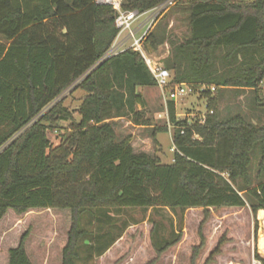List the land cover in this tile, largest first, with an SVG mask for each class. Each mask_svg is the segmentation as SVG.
Listing matches in <instances>:
<instances>
[{"label":"trees","instance_id":"trees-1","mask_svg":"<svg viewBox=\"0 0 264 264\" xmlns=\"http://www.w3.org/2000/svg\"><path fill=\"white\" fill-rule=\"evenodd\" d=\"M163 1L121 0V8L141 13ZM183 2L169 9L184 11L186 33L176 36L157 22L143 48L167 43L163 64L172 82L206 97L213 111L179 119L168 101L175 150L163 163L136 152L130 135L116 137L114 119L151 124L137 88L156 86L139 51L108 54L118 33L116 11L95 0H0V220L8 210L68 209L61 264H78L81 242L92 234L82 226L86 214L101 222L124 208L207 212L248 204L264 216V179L250 180L255 152L258 175L264 172V123L241 114L219 119L210 89L256 90L264 82V0ZM69 89L84 92L74 110L61 98ZM26 238L27 231L8 249L7 264H32ZM178 241L179 235L156 244L157 254ZM112 243L88 248L100 255ZM255 258L264 264V255Z\"/></svg>","mask_w":264,"mask_h":264},{"label":"rangeland","instance_id":"rangeland-1","mask_svg":"<svg viewBox=\"0 0 264 264\" xmlns=\"http://www.w3.org/2000/svg\"><path fill=\"white\" fill-rule=\"evenodd\" d=\"M183 1L186 0H179ZM183 12L171 8L157 22L167 23L170 28L169 23L175 21L170 31L176 36L184 35L186 22ZM146 16L138 17L132 28L142 23ZM145 30L146 25L136 32L135 37ZM122 40L126 41L125 45L133 41L132 38L128 40L127 36ZM0 42H4L2 37ZM168 50L169 46L165 43L155 51L144 52L164 66L163 59ZM137 91L144 99L145 116L151 124L143 127L127 117L114 119L116 137L121 139L130 135L131 141H135L136 151L144 150L159 157L161 162L169 163L174 153L171 150L172 126L167 127L166 132L155 131L152 135L153 129L167 126L169 118L164 111L168 101L157 86L139 87ZM212 92L219 119L241 114L255 124L264 123V82L256 90L221 88ZM70 93L67 90L61 98L65 106L74 110L79 105L76 97L84 93L80 89L75 94ZM207 100L191 89L174 102L176 117L191 119L196 115L203 117L207 112L212 113L213 110L207 109ZM73 116L80 118L76 112H73ZM59 124L67 127L66 122ZM56 133L59 132L52 135L54 145L59 141ZM258 161L259 155L255 152L250 166V180L254 184L264 179V172L258 175ZM241 186L242 183H239L236 187ZM107 215L112 220L105 217L100 222L96 216L84 215L82 226L92 234L81 242L78 264H147L153 259L151 264H259L255 253L264 255L258 247V237L264 230V216L260 210L254 214L248 204L243 207L209 208L207 212L201 207L176 211L135 207L110 210ZM70 216L68 209H34L21 215L8 210L0 220V264H7L8 249L15 247L26 231L25 248L32 264H61V251L71 224ZM177 235L179 241L158 255L155 245ZM110 239L113 243L102 254L90 253V245Z\"/></svg>","mask_w":264,"mask_h":264},{"label":"built area","instance_id":"built-area-1","mask_svg":"<svg viewBox=\"0 0 264 264\" xmlns=\"http://www.w3.org/2000/svg\"><path fill=\"white\" fill-rule=\"evenodd\" d=\"M97 4H107L110 5L116 11L115 17V27L118 29V33L115 39L121 37H128L133 39L130 42L129 46L126 48H132L135 51H139L151 72L152 77L156 82V86L161 90L166 101L175 102L179 97L188 94L191 91V87L186 83H173L172 72L165 68L161 63L149 57L143 49V43L146 40L148 35V30L151 29L158 19L171 7L175 4L176 0H164L155 7L139 13L137 10L125 11L121 8V0H95ZM147 15L144 21L139 24L137 27L132 28L133 22L140 16ZM146 25V30L141 33L139 37H135L136 32ZM151 27V28H150ZM125 40L124 44L125 45ZM122 50H115L112 47L108 51V54H116ZM202 88H205L204 86ZM211 91L214 90V87H210ZM165 115L168 116L167 108L165 109ZM203 118V117H202ZM167 127L171 128L169 120H167ZM171 150H175L174 147H171Z\"/></svg>","mask_w":264,"mask_h":264},{"label":"crops","instance_id":"crops-1","mask_svg":"<svg viewBox=\"0 0 264 264\" xmlns=\"http://www.w3.org/2000/svg\"><path fill=\"white\" fill-rule=\"evenodd\" d=\"M173 20V19H172ZM174 22L175 21H172V22H170L169 23V26L171 27V26H173V24H174ZM141 24V23H140ZM122 38L123 37H121V39L119 38V39H115L114 40V42H113V44H112V48L113 49H115V50H122L123 48H125L126 46H129V45H122V43L124 44V41L122 40ZM166 45H168L167 43H166ZM78 90V89H77ZM69 92L71 91V89H69L68 90ZM75 92H76V90L74 91V92H72L71 91V93L69 94V95H72V94H75ZM84 93V92H83ZM84 94H82V95H80V96H78V97H76L77 99H78V102L80 103V98L83 96ZM141 107H139L138 109H140ZM139 126H143V125H139ZM144 127V126H143ZM172 142V141H171ZM135 141H131V145H132V147H133V149L135 148ZM139 145H141V144H139ZM135 150V149H134ZM136 151V150H135ZM142 151H144V150H142ZM136 152H139V151H136ZM144 152H146V151H144ZM148 153V152H147Z\"/></svg>","mask_w":264,"mask_h":264},{"label":"bare ground","instance_id":"bare-ground-1","mask_svg":"<svg viewBox=\"0 0 264 264\" xmlns=\"http://www.w3.org/2000/svg\"><path fill=\"white\" fill-rule=\"evenodd\" d=\"M263 228H264V219L262 220ZM261 233V232H260ZM258 247L261 251L264 252V230L262 231V234L258 237Z\"/></svg>","mask_w":264,"mask_h":264}]
</instances>
